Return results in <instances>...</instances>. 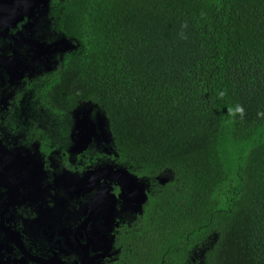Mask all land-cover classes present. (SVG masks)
Listing matches in <instances>:
<instances>
[{
  "label": "trees",
  "instance_id": "16d2710c",
  "mask_svg": "<svg viewBox=\"0 0 264 264\" xmlns=\"http://www.w3.org/2000/svg\"><path fill=\"white\" fill-rule=\"evenodd\" d=\"M53 24L76 49L41 95L105 115L149 191L131 263L264 264V0H62Z\"/></svg>",
  "mask_w": 264,
  "mask_h": 264
},
{
  "label": "flooded vegetation",
  "instance_id": "af4514ba",
  "mask_svg": "<svg viewBox=\"0 0 264 264\" xmlns=\"http://www.w3.org/2000/svg\"><path fill=\"white\" fill-rule=\"evenodd\" d=\"M61 2L48 0L0 30V56L29 69L14 81L0 68V264H132L133 221L145 198L120 174L137 187L118 163L105 115L87 104L54 111L41 95L49 73L76 49H35L65 38L53 27Z\"/></svg>",
  "mask_w": 264,
  "mask_h": 264
},
{
  "label": "water",
  "instance_id": "95a60500",
  "mask_svg": "<svg viewBox=\"0 0 264 264\" xmlns=\"http://www.w3.org/2000/svg\"><path fill=\"white\" fill-rule=\"evenodd\" d=\"M48 0H0V30L10 31L11 28L15 27L16 24L22 21V17L28 16L32 17L33 12L36 9L41 7L47 8ZM75 46L71 44L70 40L67 38H62L57 42L46 45L43 43L35 44L36 52L39 55H43L45 52L49 54H58L61 52H67L74 49ZM25 65L19 59H7L0 56V68L6 69L11 79L14 81L20 80L24 76V71H29L28 68H24ZM88 111L93 109L94 106L91 104L87 105ZM102 122V120H100ZM122 177L124 178L126 185L136 189V196L140 199L142 196L145 198V201L142 204L147 202V192L148 189L145 185L139 184L137 181V187L134 181H131L126 172L121 171ZM160 183L166 184L168 180L165 178H159Z\"/></svg>",
  "mask_w": 264,
  "mask_h": 264
},
{
  "label": "clouds",
  "instance_id": "9594fccd",
  "mask_svg": "<svg viewBox=\"0 0 264 264\" xmlns=\"http://www.w3.org/2000/svg\"><path fill=\"white\" fill-rule=\"evenodd\" d=\"M66 38V37H65ZM68 39V38H67ZM76 47V46H75Z\"/></svg>",
  "mask_w": 264,
  "mask_h": 264
},
{
  "label": "rangeland",
  "instance_id": "374dc122",
  "mask_svg": "<svg viewBox=\"0 0 264 264\" xmlns=\"http://www.w3.org/2000/svg\"><path fill=\"white\" fill-rule=\"evenodd\" d=\"M87 109H88V107H87Z\"/></svg>",
  "mask_w": 264,
  "mask_h": 264
}]
</instances>
